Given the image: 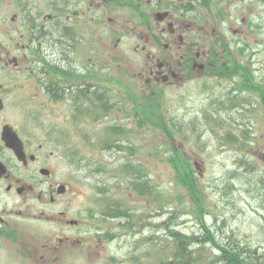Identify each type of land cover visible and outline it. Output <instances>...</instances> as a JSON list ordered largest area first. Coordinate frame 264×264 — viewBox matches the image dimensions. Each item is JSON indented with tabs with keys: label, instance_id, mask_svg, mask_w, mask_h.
Listing matches in <instances>:
<instances>
[{
	"label": "rangeland",
	"instance_id": "374dc122",
	"mask_svg": "<svg viewBox=\"0 0 264 264\" xmlns=\"http://www.w3.org/2000/svg\"><path fill=\"white\" fill-rule=\"evenodd\" d=\"M109 36V33L107 34ZM142 42V40H141ZM143 43V42H142ZM146 44H141L140 49ZM100 52L96 59L102 57V55L112 49L108 40L100 41ZM103 46V49H102ZM146 52L142 53L144 57ZM140 65L143 66L146 62L143 60L141 55ZM137 60V57H135ZM256 63V68L264 69V56H261L258 60L254 61ZM215 79H208V81H214ZM124 86L128 88L130 85L127 81L123 80ZM202 81L190 82L184 86L176 87H164L161 88L158 93L162 95L163 98V112L164 115L169 117H174L179 120H189L197 113L201 112L213 98L214 94H221L223 90H227L229 85L228 82L223 83V86L218 88L214 93L203 91ZM163 92V93H162ZM184 96V98H182ZM126 109L129 111L130 107L126 104ZM139 112L141 110L139 109ZM129 117L127 122L129 125L134 123L133 115H126ZM150 128H146L143 131H138L140 138L137 141L138 153L136 159L141 161L144 166H147L151 176L155 179L157 185H160L161 194L166 197L168 204L166 205L167 214H171L174 211H178V205L181 203V199L178 194L182 195V191L178 190L175 184V172L173 168L164 161L168 153L165 152L166 149L172 147L170 139L163 133L162 129L158 128L152 123H148ZM254 129L257 132V142L254 144V149L248 147V151L251 155L250 160L254 161L259 165V170L264 173V160L262 150H264V140H263V126L260 125L258 121H254ZM210 139L207 144H201L205 147L204 152L194 154L190 147L186 145L184 150L187 154L192 156V161L200 163L202 171L201 173V183L205 195V207L211 214H206L205 222L210 225L214 233H220L224 236L233 235L236 243H241L247 245L250 249L257 250L258 260L263 263V243H264V224L260 216V207L262 202L260 199H255L256 197L247 192V188L244 184L238 180L236 181V186L239 188L236 192L230 195L223 196L220 195L221 179L222 176L226 174V171L233 170L235 168V163L239 157L240 151L237 147L231 148H220L218 140L215 137H208ZM196 146V144H194ZM158 150L164 151L162 156H154ZM200 150V149H199ZM262 156V157H261ZM120 157V155H119ZM234 165V166H233ZM218 189V190H217ZM224 190V189H223ZM121 191L115 190V194L118 195ZM127 193V192H126ZM87 193L81 198L78 196L65 197L61 207L74 203L75 207L83 205L84 202L88 204ZM185 196H183L184 198ZM185 209L187 213L184 215L176 216L177 219L182 223V229L188 233H198L199 235L203 231V225L199 219L195 216V208L189 198L186 196L184 198ZM128 205L138 210V214L144 213L148 215V222L153 225H160L164 231L163 222L166 219V214H158L161 211H155L156 206L154 203L147 200L138 199L135 196H128ZM219 216V222H215L214 217ZM122 221H109L108 230L116 231L120 230V235L115 239L114 242L108 244L107 252L101 253V249L94 246V253L92 255V264H123L115 263L111 260V257L116 256L122 260L128 257L129 253L133 250L137 240L140 237V233L133 234L132 232H125L121 227ZM98 225L105 227V222H101ZM151 230V228H150ZM149 231L146 232L145 236L149 237ZM221 236V235H220ZM168 245L172 244V241L165 238ZM148 245L144 244L143 248ZM173 247V246H171ZM97 251V252H96ZM30 252V251H28ZM130 257H128V260ZM127 263L124 262V264Z\"/></svg>",
	"mask_w": 264,
	"mask_h": 264
},
{
	"label": "flooded vegetation",
	"instance_id": "af4514ba",
	"mask_svg": "<svg viewBox=\"0 0 264 264\" xmlns=\"http://www.w3.org/2000/svg\"><path fill=\"white\" fill-rule=\"evenodd\" d=\"M67 1V0H66ZM64 1L62 4L59 0H54L52 11L43 15L42 5L45 0H20L13 3L12 0H0V61L10 62L17 60L29 54L28 42L36 47L37 52L41 55L43 61L54 63L60 69L67 70L72 73L79 71L76 62L86 59V46L92 40L94 21V13L97 14L96 24L98 27L106 26L109 22L108 16V0H70ZM163 8L166 19L165 28L167 50L170 54L180 56L181 60L187 63H194L198 59L208 58L217 60L218 51L205 50L200 48L195 50L196 43L192 39V33L195 27L202 31L204 23L208 21L209 16L217 10L229 11L235 8V0H158ZM50 2V1H49ZM122 4L126 2L135 7L140 5V0H121ZM136 4V5H135ZM138 12L139 7L137 6ZM15 9H21L23 18L15 17L13 23L10 17ZM101 10V12L99 11ZM190 13H199L197 20L191 21L186 15ZM174 14H177L175 16ZM24 19V22L23 20ZM30 22L29 34L23 33V25ZM14 27L16 36L7 47L8 32ZM88 29V32L86 31ZM236 35V33H234ZM188 43H185L186 41ZM225 41L235 42V37L229 38L225 36ZM5 44V45H4ZM156 43H152L154 47ZM186 44V46H184ZM185 52H182V51ZM151 51V50H150ZM20 57H15L19 56ZM13 56V57H12ZM15 57V58H14ZM150 57V54H149ZM152 57V56H151ZM84 68V67H83ZM83 71V69H80ZM153 75V69H150ZM76 89V88H75ZM2 119V116H0ZM21 133L24 128L17 127ZM25 151L33 152V145L25 142ZM40 148V146H39ZM32 150V151H30ZM26 152V153H27ZM27 154V162H20L16 158L14 152L6 147L2 141L0 134V158L10 160L8 165V173L0 178V190L9 196L7 203H21L29 206V210L36 209V206L52 205L53 196L57 193V180L52 171L49 175H43L41 168H35L28 163V159L35 161V155ZM8 162V161H6ZM8 162V163H9ZM15 164H12V163ZM2 192L0 191V197ZM1 199V198H0ZM5 200L0 203H4ZM45 212L42 211L44 216ZM36 218V215L34 216ZM16 229L18 224L14 223ZM19 230V234H20ZM21 235V234H20ZM27 237V235H25ZM28 239H25L27 243ZM33 243L32 248L37 250L34 245L35 239L30 238ZM48 244L54 240L43 239Z\"/></svg>",
	"mask_w": 264,
	"mask_h": 264
},
{
	"label": "trees",
	"instance_id": "16d2710c",
	"mask_svg": "<svg viewBox=\"0 0 264 264\" xmlns=\"http://www.w3.org/2000/svg\"><path fill=\"white\" fill-rule=\"evenodd\" d=\"M181 178H179V182L186 187L188 190L191 191V195H194V198H199L200 195L197 185H196V179L197 176L195 172H193L190 168H188L187 171L182 172L180 175ZM146 183L145 180H142V176H140L136 182L134 183L138 188H142L143 185ZM184 242V240H183ZM222 259L223 262L226 264H255L254 262L250 261V259L246 252L239 249H224L222 250ZM182 263L180 260H174V263Z\"/></svg>",
	"mask_w": 264,
	"mask_h": 264
}]
</instances>
